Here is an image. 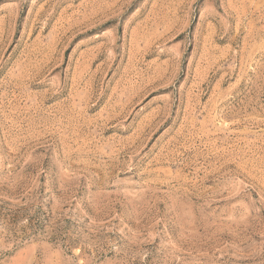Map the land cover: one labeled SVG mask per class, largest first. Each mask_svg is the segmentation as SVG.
Returning a JSON list of instances; mask_svg holds the SVG:
<instances>
[{
    "label": "rangeland",
    "instance_id": "1",
    "mask_svg": "<svg viewBox=\"0 0 264 264\" xmlns=\"http://www.w3.org/2000/svg\"><path fill=\"white\" fill-rule=\"evenodd\" d=\"M0 264H264V0H0Z\"/></svg>",
    "mask_w": 264,
    "mask_h": 264
}]
</instances>
